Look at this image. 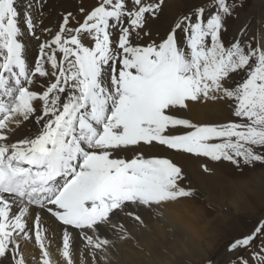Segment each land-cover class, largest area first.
Returning a JSON list of instances; mask_svg holds the SVG:
<instances>
[{"label": "snow or ice", "instance_id": "1", "mask_svg": "<svg viewBox=\"0 0 264 264\" xmlns=\"http://www.w3.org/2000/svg\"><path fill=\"white\" fill-rule=\"evenodd\" d=\"M238 6L205 0L159 42L138 45L133 34L151 40L146 25L165 0H97L80 8L82 22L65 15L29 63L26 34L39 40L37 29L51 30L0 0V264H77L74 233L84 242L80 264L85 250L105 264L115 247L106 232L134 239L121 213L142 228L166 216L186 236L199 221L197 190L173 159L146 157L141 146L193 156L208 175L210 163L264 166V34L250 36L245 25L224 41ZM220 101L231 102L235 120L183 115ZM50 221L60 227L58 247ZM22 241L38 256L26 260ZM227 250L230 264H264V217Z\"/></svg>", "mask_w": 264, "mask_h": 264}, {"label": "bare ground", "instance_id": "2", "mask_svg": "<svg viewBox=\"0 0 264 264\" xmlns=\"http://www.w3.org/2000/svg\"><path fill=\"white\" fill-rule=\"evenodd\" d=\"M205 0H173L165 4L163 12L158 20L146 27L150 33L151 40L141 33L139 39L135 34L132 42L138 45H146L152 40H161L168 30L174 25L177 19L183 16L185 9L196 8L202 5ZM251 11H240L235 30V36L245 25L253 26L252 34L259 32L261 25L256 18L257 2L251 1ZM32 5L29 8V5ZM97 4V0H15V6L21 13V19L26 12H33L38 17L40 28H47L51 33H42L37 29L40 39H35L31 34H26L24 40L27 47V59L33 63L38 58L39 45L43 39H50L51 34L57 32L63 23V17L72 13L76 20L83 21L80 8L86 11L92 9ZM39 9V10H38ZM243 11V10H242ZM75 27V23L70 25ZM264 34V33H262ZM118 31L114 39L118 37ZM179 38L183 42V33H179ZM233 87L234 82L227 85ZM232 106L230 101H220L195 106L189 113H183L196 123H225L234 120L232 118ZM23 128V126H22ZM18 135L24 133L17 130ZM146 157H168L178 163L185 171L187 181L197 190V194L206 197L218 209V221H210L212 214L210 209L203 206L199 211V221L194 228L187 229L186 236H181L175 230L173 223L166 217L153 218L147 228H142L135 224L126 213H121L118 222L123 223L131 231L134 239L118 240L111 231L105 234L115 241V247L110 249L105 256V264H223L220 259L214 260V253L219 238L224 233V228H218L219 223L227 225L230 222V212L239 213L243 211L252 212L261 209L264 204V168L257 167L255 172H246L242 176L236 175L231 170L228 163L216 165L210 163L215 174H205L201 169V160L186 154H178L168 150L163 146H141ZM132 153L125 154L126 158ZM250 176V179L247 177ZM253 182L257 186L248 185ZM195 206V204H194ZM198 206V205H197ZM210 208V207H209ZM147 215V213H144ZM215 220V219H214ZM50 226L55 235V246L60 243V227L54 221H50ZM223 227V226H222ZM75 247L74 258L80 264V250L83 248V240L77 233L73 234ZM56 247L52 251L56 259L59 256ZM22 250L26 260H31L33 255L38 256V249L33 243L22 241ZM231 255V254H230ZM85 264H92L91 258L84 252Z\"/></svg>", "mask_w": 264, "mask_h": 264}, {"label": "rangeland", "instance_id": "3", "mask_svg": "<svg viewBox=\"0 0 264 264\" xmlns=\"http://www.w3.org/2000/svg\"><path fill=\"white\" fill-rule=\"evenodd\" d=\"M170 1H173V0H165V4L167 2H170ZM251 1L252 0H236V3L239 6L235 9L234 16L227 20V31L223 34V39L226 43L233 40L234 38H236L235 30L237 29V23H238V17H239L240 11L241 12H244L245 10H246V12L251 11V7H252ZM256 4H257V10L255 11V14H256V18H257L258 22L261 25L259 32L262 34V33H264V0H260V2H257ZM196 8L185 9L183 15L193 13ZM90 10H88V11H90ZM158 18L157 19H150L148 24L146 25V27L150 24H153V22L158 20ZM247 27H248V34L250 36L251 35H257V36L260 35L257 33L252 34L253 26L251 24H248ZM154 41L159 42L158 39H156ZM239 80H240V77H236V80L234 81V83L238 82ZM231 116L234 120L236 119L233 116V111H232ZM229 165L231 166V170L232 171L236 170L233 172L236 175H240V176H242L246 172H251V173L255 172V170L256 171L258 170L257 167H260L258 165L254 168L245 167V168H243V170H238L237 168L233 167L231 164H229ZM262 168H264V166L261 167V169ZM247 179H250V176H248ZM248 185H250V186L253 185L255 188H257V186L254 185L253 182H251V181L248 182ZM194 204H195L196 209H200L203 206H206V207L209 206L210 208L209 207H207V208L212 210L211 211L212 214L210 215V217H211L210 221H214V222L218 221V217H216V216L218 215V209L219 208H216V206L212 202L208 201L206 197H203L201 194H197V199L194 202ZM229 216H230V222L227 225L224 226V224L219 223L218 228H224L225 231H224L223 235H221V237L218 240V243H217L216 249H215V253H214V257H213L214 260L220 259L223 264H230V261L232 259H234V256L231 253H229L227 250L228 245L233 241V239L250 233L252 231V229L254 228V226L256 225L257 221L261 217H264V204L262 205L261 209H259V210L257 209V210H254L252 212L243 211V212H239V213L230 212Z\"/></svg>", "mask_w": 264, "mask_h": 264}]
</instances>
